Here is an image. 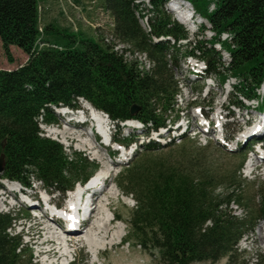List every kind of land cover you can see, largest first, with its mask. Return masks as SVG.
Segmentation results:
<instances>
[{
	"label": "trees",
	"instance_id": "1",
	"mask_svg": "<svg viewBox=\"0 0 264 264\" xmlns=\"http://www.w3.org/2000/svg\"><path fill=\"white\" fill-rule=\"evenodd\" d=\"M168 1L103 0L113 21L106 36L96 39L67 29L51 32L50 24L42 27L38 0H0L1 47L10 58L13 45L28 55L19 67L0 69V191L4 180L30 187L36 178L46 190L65 196L96 172L97 163L77 152L69 154L63 143L45 135L43 126L59 124V108H79L85 100L120 130V124L138 120L147 135L166 127L170 117L177 121L181 88L175 73L182 57L202 60L203 76L218 75L221 85L230 74L239 81L231 108H248L247 99L257 100L255 109L264 111V97L258 93L264 83V0H213L215 9L201 16L216 37L190 41L184 51L165 40L189 39L185 27L166 9ZM143 17L150 22V32L140 21ZM206 29L203 25L202 32ZM224 34L229 38L222 41ZM217 42L229 52V63L215 47ZM117 44L125 47L116 50ZM135 54H144L151 67L142 68ZM231 124L224 125L227 142L238 130ZM120 135L116 131V140L126 145L138 141L135 134ZM180 138L184 143L190 139ZM258 143L264 147V137L232 150L224 147L229 157H239L224 168L208 157L207 146H183L174 157L156 151L175 142L145 143L147 155L125 167L117 182L135 201L128 222L139 245L158 250L164 264L218 262L225 257L235 264L240 241L264 221V181L250 183L242 174ZM247 191L257 196L250 198ZM19 220L11 211L0 212V264H37L23 235L14 232ZM258 264H264V255Z\"/></svg>",
	"mask_w": 264,
	"mask_h": 264
},
{
	"label": "rangeland",
	"instance_id": "2",
	"mask_svg": "<svg viewBox=\"0 0 264 264\" xmlns=\"http://www.w3.org/2000/svg\"><path fill=\"white\" fill-rule=\"evenodd\" d=\"M41 8L42 18L44 14L53 22L55 27H59L60 30L67 29L74 33H83L85 36H91L96 39H101L103 35L106 36L107 32L111 29L112 17L110 12H108L105 7L103 0H38ZM198 17L201 14L206 15L208 8L210 11L215 9L213 0H191ZM212 1V2H211ZM167 9V7H166ZM168 12L175 18L174 13L167 9ZM145 18V17H143ZM140 18V21L145 23L146 21ZM176 19V18H175ZM177 20V19H176ZM203 23L197 25L196 30L192 32L189 30L190 39L192 40H211L216 37L215 33L210 30V23L206 18H203ZM141 22V23H142ZM146 24V23H145ZM143 25V24H142ZM206 25L207 29L202 32V26ZM42 27H44L42 25ZM54 28V27H53ZM56 28V30H59ZM227 34H224L221 39L227 40ZM173 42V41H172ZM175 42V41H174ZM174 44V43H173ZM181 45V50L184 51L189 46L188 42L182 41L178 44ZM125 46L123 44H117L115 46L116 50H122ZM217 49L220 50L223 60L229 63L231 56L222 46L216 45ZM190 48V46H189ZM11 58L4 52L0 44V69H14L24 64L28 55L18 46L10 47ZM138 58L141 67L149 69L151 66L150 61L144 54H135ZM142 57V58H141ZM146 65V66H145ZM154 65V63H153ZM199 65V66H197ZM204 67L201 62H198L194 58H190L189 61H185L182 57L181 68L176 71L175 76L178 79L179 86L181 88L180 93L177 95L178 105L176 106L179 110L178 121L174 122L172 117L171 121H168L167 126L160 128L159 131H152L150 134H146V130L142 123H125L120 124L121 130L118 126L112 125L113 133L121 132V137H129L131 134H135V137H140L139 143H134L129 145L127 149L123 151H118L121 155L117 159H121L125 162L120 164H115L108 161L109 156L107 155L108 163L112 167V174L110 181L107 184V191L102 195L111 196V193L117 192V195L112 196L110 199L109 208L112 210L110 214L112 229L109 238L107 240H102L97 238V249L93 244H89L86 240V233L94 226L100 223L101 214L98 215L96 212L95 217L92 218V223H89L86 233H82L78 237H69L65 235L62 228L56 225L50 220L41 217L44 215V211L39 207L29 208L23 203L18 197L21 196L23 199H33L38 197L43 200H48L49 205L57 208L59 206H65L66 200L69 198L66 194L64 198L61 194L46 195V189L44 184L36 181V178L31 180L30 188H23L18 182L6 183V184H16L17 192L22 188V192L17 195V198H12L9 187L3 184V189L0 191V212H13L16 216L20 218L14 229L17 234L23 235L24 243L27 245L26 250L31 248L34 253V262L37 264H164L161 254L158 250L154 248L144 249L138 243V240L132 235L129 226V217L131 210L134 208L135 201L131 196L123 194L120 190L117 182L120 181V173L125 167L130 165L132 162L139 159V156L147 155L145 143L156 141L157 143L166 146L168 143L175 142L176 145L171 148H164L160 151H156L158 155L165 156H180V149L186 146L188 147H209L208 157H210L218 167H229L238 161L239 157H229L226 154L225 148L232 150L238 142H245L247 134L251 130H259V126L264 118V113L260 114L256 111V106L258 105L257 100H247L244 99L245 104L248 108H231V100H235L236 96V85H238V80L230 74L228 80L224 85H221L220 77L218 75H212V79L206 80L208 75L203 76V70L199 67ZM196 67V68H195ZM200 69L202 73L200 75L196 74V70ZM264 85V83H263ZM263 85L258 90V93L264 97ZM201 91V94L199 92ZM84 106V105H83ZM89 106V105H88ZM250 106V108H249ZM208 114L209 119L205 121L203 119V113ZM221 115L219 116V113ZM264 112V111H263ZM230 113L233 114V118H228ZM175 114L173 113L172 116ZM223 123L226 121H231V125H238V130L236 131L235 139L232 142H227L224 140V132L221 133L220 124L215 122L218 119ZM249 119L256 120V126H250ZM60 126H43L44 133L46 136L57 139L63 143L65 149L69 154L77 152L86 156L89 161L97 163L98 168L93 174V178L98 176V171L100 167L104 165L96 154L92 153L91 150L82 149L77 141L66 140L61 135H56L54 132H61L62 130L70 129L72 127L77 130L84 129L81 127H76L74 125H68L59 119ZM132 124V125H131ZM207 124H213V128L209 132H205L207 129ZM60 127V128H58ZM257 127V128H255ZM62 129V130H61ZM249 131L248 133H246ZM246 133V134H245ZM147 135V136H146ZM183 135L189 136V141L184 143L180 138ZM186 144V145H184ZM101 146V145H100ZM103 149L105 148L102 146ZM225 147V148H224ZM108 150V154L111 153V149ZM137 151V152H135ZM135 152V153H134ZM134 153V154H133ZM116 155V154H115ZM123 155H126L125 157ZM127 159V160H125ZM110 160V159H109ZM250 160L254 163V166H250ZM105 161V162H106ZM113 162H116L114 159ZM112 164V165H111ZM242 174L248 179L250 183L264 181V150L259 147L255 149L254 152H250L246 158L244 166L242 168ZM106 187V186H105ZM12 190V189H11ZM48 191V190H47ZM49 193H52L48 191ZM10 195L8 198L7 196ZM13 195V194H12ZM247 195L250 198H254L256 195L253 191H247ZM47 196V197H46ZM46 197V198H45ZM50 198V201H49ZM66 199V200H65ZM38 201V200H37ZM60 201V202H59ZM245 204V202H244ZM97 206V203H96ZM99 206V204H98ZM95 207V206H94ZM233 208L237 214L242 213V209L234 204ZM101 216V217H100ZM104 217V215H103ZM41 218V219H37ZM46 219V220H45ZM45 220V221H44ZM47 222V223H46ZM91 222V221H90ZM51 224L52 226H57V231L63 233L67 238H69L71 246L70 254L67 257H62V252L60 248V242L56 245L59 246L57 251H49L50 249L55 250V245L53 243H44L43 240L46 238L48 230H44L46 225ZM264 221H261L254 232L245 236L239 243L240 254L235 257V264H258L262 255H264V234L261 235V225ZM120 227L121 237H112V233L116 228ZM122 228V229H121ZM59 234L61 235V233ZM114 238V239H113ZM73 239V240H72ZM113 239V240H112ZM41 242V243H40ZM52 247V248H51ZM66 247V246H64ZM48 249V250H47ZM52 249V250H53ZM46 251V252H45ZM60 251V252H59ZM192 264H228V258H222L218 262H195Z\"/></svg>",
	"mask_w": 264,
	"mask_h": 264
},
{
	"label": "bare ground",
	"instance_id": "3",
	"mask_svg": "<svg viewBox=\"0 0 264 264\" xmlns=\"http://www.w3.org/2000/svg\"><path fill=\"white\" fill-rule=\"evenodd\" d=\"M167 6L170 8L171 11H173L176 14L178 20L181 23L185 24V27H186L188 32H189V30L194 32L196 30L197 25L204 22L203 18L197 16L198 14H197L193 4L189 1H186V0H169L167 3ZM214 6H215V4H214ZM143 19L146 21L145 22L146 24H145L142 22L143 20H141L143 27L148 32H150L151 26H150V22H149L148 18L145 17ZM227 37H228V35H227ZM165 40H170L171 42L173 41L172 44L174 43L176 45V47H179L181 49V45L178 46V44L181 43L182 41H186L189 44L190 41H196L197 39H195V40L190 39V33H189V39L188 40L177 41L174 38H171L170 36L166 37ZM216 45L222 46V43L217 42V43H215V47H216ZM183 58L185 59V61L186 60L189 61V59L190 58L192 59L193 57L189 56V57H183ZM148 65L150 68L151 67L150 64H148ZM262 89L264 91V85H263ZM81 104L85 105V106L89 105L88 107L91 108L92 118H91L90 125L85 126L84 117H80L77 115H65V117L63 119L65 120V122L68 125H74L78 128L81 126H84V127H82L84 129L77 130L76 128L72 127L70 129H66V130L61 129L62 130L61 132L57 131V132H54V134H56V135L61 134L63 136V138L66 140L69 139V140L77 141L79 143V146L82 149L91 150V152L96 154V157L99 158V160H101V162L104 164V165H102L103 167H100L98 174H97L98 176L94 177L90 183V189L93 191L92 201L90 202V200L86 199L85 203L83 204L84 206H87L89 208L88 210L90 211V215L87 216V218H85V220H82L72 210L73 206L78 207L80 205V193L82 191V188L80 186L73 189V190L68 191V194L66 193L69 198L66 200L67 203L65 204V206H63L61 211L55 210L52 206L49 205L50 203L47 200H43V199H40L38 197H35L33 199L29 198V199L21 200V201L23 203H25L26 206H28L29 208L36 207V206L39 207L41 210L44 211V215H42L41 217L46 218V219L50 220L49 222H53L56 225H58L59 227H61L63 233L65 235L71 237V238L72 237L76 238V237L80 236L82 233L83 234L86 233L87 228L89 226V223L90 224L92 223V218H93V216L95 217L94 214L96 212V209H98L96 214H98V215L101 214V216H102V217L100 216L101 217L100 223L97 226L92 227L86 233V237H87L86 241L89 244L91 243V245L93 244L92 245L93 248L95 247L97 249L96 251H98V248H97L98 243H97L96 239L99 238L102 240H107L109 238L108 235H110V232L112 230L110 228V225H111L110 214L112 213V210L109 208V205L111 204L110 199L112 198V196L117 195V192H114V193L112 192L110 197L105 196L102 198L103 193L105 191H107V189H106L107 184L110 181L111 174H112V167H110V163H108V161L112 162V164L113 163L120 164V163L125 162V161H123L121 159L120 160L117 159V157L119 155H121L120 153H118L119 150L111 149L110 150L111 153L108 154V150H106L105 148L103 149L102 145L98 142L97 138L93 134V127L94 126L97 127L98 131L102 130V128H103L102 123L105 121V118L108 119L106 114L101 112L100 110H96L95 108H93V106H91V104H89V102H87L85 100H82ZM77 119H83V122L82 123L77 122ZM112 125H114V123L109 121L108 127H109V131H110V135L113 137V135L115 133H113V131H112ZM207 125L208 126H207V129H205V132H209L214 127L213 124H207ZM58 128H60V127H58ZM248 132L249 131H247L246 133H248ZM102 133L106 139V137L108 136L107 131L105 129H103ZM251 133L252 132H249L247 134V136H249ZM239 143L240 142H238L237 145L234 146V148H236ZM241 143L245 144L246 141L241 142ZM135 152H137V151H135ZM107 155L109 156V159H110V160L108 159V161H106L108 158ZM123 156L125 157L126 155H123ZM113 159L116 162H113L112 161ZM125 160H127V159H125ZM253 163L254 162L252 160H250V166H254ZM2 182L4 184L11 183L8 180H4ZM15 185L16 184H10V186H9V184H6V186H9L10 189H12V190H10V192L13 194L17 191V186H15ZM21 186L23 188H30V187L24 186V185H21ZM47 195L49 196V194H47ZM63 197L65 198L66 195ZM96 203H97V206H96ZM98 204H99V206H98ZM103 215H104V217H103ZM37 219H41V218H37ZM56 225L52 226L51 224H48V225H46V227H44V230H48V233H47L46 238L43 240V242L44 243H46V242L53 243V245H55V250L51 247L53 250L50 249L49 250L50 252L51 251L52 252L57 251V249L59 250L60 245L56 246L59 242H60L61 246L64 244V246H66V247L63 246L62 248H60V250L62 252V257H67V255L70 254V248H71V246L69 245L70 240L60 231L59 232L61 233V235L59 234V232L57 231L58 228ZM261 228H263L261 230V235L263 236L264 224L261 225ZM113 236H116L117 238L121 237L120 227L116 228V230L112 233V237Z\"/></svg>",
	"mask_w": 264,
	"mask_h": 264
},
{
	"label": "crops",
	"instance_id": "4",
	"mask_svg": "<svg viewBox=\"0 0 264 264\" xmlns=\"http://www.w3.org/2000/svg\"><path fill=\"white\" fill-rule=\"evenodd\" d=\"M47 24H50L52 26L51 32H56L57 31L56 28L59 29V27H55L53 25V22L52 21H49V19L46 17V14H44V16L42 18V25L45 26ZM5 69H8V68H5Z\"/></svg>",
	"mask_w": 264,
	"mask_h": 264
},
{
	"label": "water",
	"instance_id": "5",
	"mask_svg": "<svg viewBox=\"0 0 264 264\" xmlns=\"http://www.w3.org/2000/svg\"><path fill=\"white\" fill-rule=\"evenodd\" d=\"M137 108V106H134V110ZM107 115V114H106ZM3 170V157L0 158V174Z\"/></svg>",
	"mask_w": 264,
	"mask_h": 264
},
{
	"label": "built area",
	"instance_id": "6",
	"mask_svg": "<svg viewBox=\"0 0 264 264\" xmlns=\"http://www.w3.org/2000/svg\"><path fill=\"white\" fill-rule=\"evenodd\" d=\"M40 10H41V8H40ZM40 30H41V32H42V31H43V28L41 27Z\"/></svg>",
	"mask_w": 264,
	"mask_h": 264
}]
</instances>
